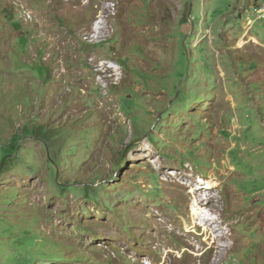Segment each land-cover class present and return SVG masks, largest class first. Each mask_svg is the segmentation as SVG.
<instances>
[{"label":"rangeland","instance_id":"1","mask_svg":"<svg viewBox=\"0 0 264 264\" xmlns=\"http://www.w3.org/2000/svg\"><path fill=\"white\" fill-rule=\"evenodd\" d=\"M144 260L264 264V0H0V264Z\"/></svg>","mask_w":264,"mask_h":264},{"label":"bare ground","instance_id":"2","mask_svg":"<svg viewBox=\"0 0 264 264\" xmlns=\"http://www.w3.org/2000/svg\"><path fill=\"white\" fill-rule=\"evenodd\" d=\"M97 31H93V34L91 37H98L99 34H94ZM99 79L102 78V75L98 76ZM146 147V146H145ZM199 179V181L195 182V186L190 190L192 193V197H193V202L190 205V212H191V216L193 218V220H195V224H199L201 225V227L205 230V231H210L211 233H213V238L214 239H218V235H220V231L215 230L214 227H212L210 225V223H213V221H216V219H214L213 217H209L208 215H206V213L202 210V207L199 206L201 201L203 200V198H206L208 192L210 193V189H212V183L209 181H203ZM203 183V185H202ZM207 183V184H206ZM186 231H189L188 228ZM222 235V234H221ZM144 264H151L150 261L144 260L143 261Z\"/></svg>","mask_w":264,"mask_h":264}]
</instances>
